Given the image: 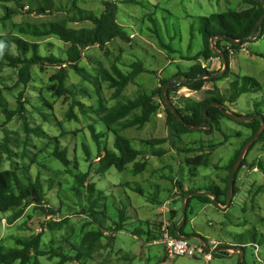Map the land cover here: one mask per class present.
<instances>
[{
    "label": "rangeland",
    "instance_id": "1",
    "mask_svg": "<svg viewBox=\"0 0 264 264\" xmlns=\"http://www.w3.org/2000/svg\"><path fill=\"white\" fill-rule=\"evenodd\" d=\"M102 1L53 0L52 13L39 15L35 12L33 2L37 4L42 0H22L21 8L15 4L9 5L15 11L19 10V14L11 21L0 23V34H8L15 23L40 28L42 24L70 17L75 18L70 22V27L89 28L92 24L82 21L81 16L88 13L99 16L103 12ZM115 3L118 4V22L130 39L116 40L104 51L98 47L84 51L86 59L81 61L84 69L82 75L67 66L69 64L66 63L65 50L68 45L56 38L42 40L39 43V54L43 57H58L63 64L46 63L44 70L35 66L30 85L17 83L18 69L6 64L1 67V122L6 119L4 109L17 114L7 125L6 131L0 128V141L3 142L6 134L9 136V148L14 157L21 152L24 141L28 142L30 157L38 152V144L45 147L46 151L38 159L41 163L32 165L28 169V176L33 181L40 176L46 192L42 206L47 210H54V214L44 211L40 204H32L25 209L22 217L10 224L11 214L0 213V250L20 248L16 243L18 239L28 240L32 236L43 234V249L54 248V252L64 250L62 252L75 259L72 254L79 252L84 235L91 231H101L103 237L100 242L105 246L98 254H94L93 259L85 258L81 262L76 259L66 264H240V255L232 251L213 253L211 261H207L202 254H197L196 257L169 258L165 246L154 243L149 235L152 230H160L159 223H162L163 218L159 208L165 202H168L171 211H177L175 218H172L171 213L168 214L171 223H180L182 220L183 199L180 198L179 187V192L173 194V180L179 179L185 190L211 192L207 189H214L218 178H225L229 174L228 166L251 134L246 124L221 116L213 121V131L210 133L200 129L179 134L176 132L179 127L175 123L168 124L167 113L161 106L156 117L152 116L144 127L119 130L122 136L131 141L133 148L141 151L139 162L147 163L144 171L136 174L134 164H130L123 171L111 168L105 174H98L96 164L99 152H104L105 148L113 150L116 136L103 123L97 122L96 130L104 136L100 143L95 141L89 126L96 122V113L90 111L86 116L83 110L75 108L78 119L67 121L66 100L54 97L46 87L50 84V78L62 67L68 73L69 88L76 92L75 96L85 106L98 108L102 95L106 100L105 105L113 107L118 101L126 103L140 93H153L163 80L174 77L179 71L189 72L198 62L206 67L205 73L215 74L218 68L221 71L224 68L223 64L219 65V58L209 61L194 60L204 49V37L200 32L201 18L228 10H245L249 5L243 0H115ZM4 7L5 5L0 4V17L4 16ZM221 46L229 47L226 42ZM12 50L14 56L21 54L15 50V46ZM228 50H232L228 71L225 76L223 74V77L215 80L223 93V107L240 116H264V34L261 38L258 39L257 36L240 46L238 50ZM135 61L142 63L149 71L137 76L126 87L120 99H112V91L101 79L100 69H110L112 63H117L122 71L128 72L130 64ZM244 77L252 79V83L247 86L245 83L248 92L235 102L227 100L230 83L237 79L243 81ZM215 84L208 82L207 90L214 89ZM82 90H86L88 95H80ZM207 90L192 92L186 86H179L177 92L171 95L172 102L179 108H188L203 100L207 96ZM21 92L23 95L20 97ZM153 101L160 104L158 96ZM24 116L28 117L31 128L40 126L44 135L40 138L34 133L26 135L23 128ZM62 131L68 134L58 144L61 148H68L69 158L72 160L70 171H90L88 183H95L102 193H98L96 189L92 194L86 185L83 186L85 189L77 188L74 186V176L67 173L56 176L54 188L49 189V180L55 178V172L51 170H64L61 163L50 156L53 152L50 144L55 146L50 138L59 136ZM152 139L168 141L158 146L145 144ZM85 149L89 150L90 159ZM248 151L245 165L240 168L235 180L237 193L230 207L222 211L213 205L212 198L208 196L194 198L187 212L185 233L206 239L211 247L213 240L222 241L223 247L238 248V243H246L245 264H260L258 261L264 263V138ZM196 155L205 157L208 165L194 170L187 159ZM3 156L0 168L9 169L10 164ZM190 170L195 177L190 174ZM137 190H141V193ZM223 200L222 197L220 202ZM91 208H96L93 216ZM121 215L129 217L128 224L124 230L114 231L113 228L120 223ZM144 220L151 221L153 227ZM50 221L61 225L52 229ZM154 235L161 239L160 231ZM189 243L197 247L200 245L196 238L190 239ZM53 253L51 257H40V264H59L60 257H53L56 256ZM27 264H33V261L30 260Z\"/></svg>",
    "mask_w": 264,
    "mask_h": 264
},
{
    "label": "trees",
    "instance_id": "2",
    "mask_svg": "<svg viewBox=\"0 0 264 264\" xmlns=\"http://www.w3.org/2000/svg\"><path fill=\"white\" fill-rule=\"evenodd\" d=\"M52 1L53 0H42L41 3L37 4L33 2V4L35 5V12H37L39 15H44L46 12L52 13ZM243 1L249 5V7L245 10H228L227 12L216 13L212 14L211 16L201 18L200 32L204 37V49L194 57V60L208 61L212 58H217V56H215L214 54V50L212 48L211 43V39L213 36L232 37L236 41L245 39L243 45L250 41H246V39L256 29L258 21L264 14V6L258 0ZM21 3L22 0H0V4L5 5L4 16L0 17V23L4 24L7 21H11L13 20L14 16L19 14V12H17L19 10L15 11L13 8H11V6H9L10 4H15V6H19V8H21L23 7ZM30 3H32V1ZM102 5L103 12L99 16L93 13H88L87 15L81 16L82 21H88L92 24V26L89 28L70 27V22L75 19H73V17L65 18L60 21H52L50 23H45L42 24L40 28L36 26L15 23L12 26L11 30H9L8 34H0V71L2 65L5 64L10 68L18 69L17 83L22 84L24 86L30 85L33 79L32 69L35 66H40V69L44 70V65L46 63L50 65L63 64L62 60L58 57H43L39 54V43L42 40L48 38H56L64 44L68 45L67 49L65 50V53L66 63H68L69 65H65L69 66L71 70H73L77 74L82 75L84 69L81 66V61L86 59H84V51H86L88 48L94 47H98L104 51L109 44H111L112 42L114 43L116 40L128 41L130 39V37L125 32V29L118 22V4L115 3V0H103ZM33 9L34 8H32L31 12L33 11ZM20 11L22 12L23 10ZM28 11H30V8ZM263 34L264 22L258 32V39L261 38ZM223 42H226L228 44V48L235 50H238L240 46L234 45L227 39H218L216 41V49L225 54L229 66V56L232 50H228V48H223L221 46ZM13 46H15L16 51H20L21 54L19 56L13 55ZM29 53H31L30 56H28ZM60 68L61 69L50 78V84L47 85L46 90L50 93L52 92V94H54V97L66 100L68 105V110L66 112V120L71 121L73 119H78L77 115L75 114V108L83 110L86 116L89 114L90 111H94V113H96V116L94 115V120L96 122L89 126L94 140L100 143L104 136L102 133L97 132L95 125V123L97 122L103 123L107 127V129L109 131H113L114 135L116 136L113 150L105 148L104 152H99L97 161L98 164H96L98 174H105L111 168L123 171L130 164H134V173L138 174L144 171L147 163L145 161L139 162L141 151L133 148V146L131 145V141L122 136L119 130L121 128L126 129L132 127L142 128L150 121V118L152 116L156 117V114L159 110V106L157 102L153 101V99L155 96H158L161 99L162 89L166 83L172 82L176 77H182L187 79V82L185 84L178 85L179 83H176L175 87L168 91L169 96L171 98L172 93L177 92L179 86H186L192 90H201V88L205 84H207L208 82L215 84V80L219 78L218 77L215 79L200 80L199 77L203 73L207 72V70L203 68L202 65L198 62L189 72L179 71L174 75V77L163 80L161 86L151 94L143 92L142 94L140 93V95H138L133 100H129L126 103H120V101H118L113 107H108L105 105L106 100L101 95L100 91L99 94L101 95V97L98 108H88L83 102L77 99V97L75 96L76 92L73 89L69 88L68 73L65 71L64 68ZM148 71L149 70L144 68L142 63L135 61L130 64V71L128 72L122 71V69L119 68L117 63H112L110 69L102 68L100 69L99 73L101 75V79L105 83H107V86L112 91V99H120L126 87L133 83L137 76H139L141 73ZM220 71L221 69L218 70V72ZM227 71L228 69L225 71L224 76ZM243 79L244 82L237 79L230 83L227 100L235 102L243 94L248 92L247 87H245V83L247 86V84L252 83V79L249 77H244ZM206 94L207 96L203 100L194 103V105L188 108H179L178 106H176L178 112L181 114V116L187 123L192 125H201L205 119L203 111L207 105L211 104L214 101L221 104L224 103L223 93L220 91L216 84L214 86V89L208 90ZM22 95L23 92L20 93V97ZM80 95L84 96L88 95V93L86 90H82ZM45 105L49 106L48 103H46ZM4 108L5 107H3V109ZM17 111L21 113L19 109ZM4 112L6 114V119L3 122H1L0 119V128L6 131L7 125L16 116L17 112L8 111L6 109H4ZM166 113L168 118V124L175 123L179 127L176 130L177 133L182 134L185 131H191L190 129L186 128L183 124H180L179 121L173 116V114L168 109H166ZM208 115L212 118V121L210 122L211 128L207 130V133L213 131V121H217L221 116L227 117L218 108L215 107H211L208 109ZM241 124H246L247 128L251 130L250 136L242 143L241 147L236 152L234 159L228 166L229 174L225 178L219 179V185H214V189H207V191H211L217 195V199L219 202L221 201L222 197L224 198L223 202H220L222 205H226L227 203L228 182L232 170L235 166V163L241 153V150L244 145L248 142V140L252 138L261 127V122L259 120H254L253 122H241ZM114 126H119V128H113ZM23 128L26 135L34 133L38 138H40L41 135H44V131L41 129L40 126L36 127L35 129L31 128L27 116L23 117ZM66 134H68V132L62 131L59 136L50 138V141L54 142L55 144V146L52 143L50 144L53 150L50 156L54 158L57 162H60L64 170H51L55 172V178L49 180V189L51 190L52 188H54V180L56 179V176H62L63 173H67L68 175L72 174L74 176V186L79 189H85L83 186L86 185L87 190H89V192H92L93 194L97 187L95 183H88L90 171L77 173L70 171L72 169V160L69 158L68 148H61V146L59 147L58 141H60L61 138L65 137ZM263 138L264 133L252 143L248 150H250L258 141ZM167 141L168 140L166 139H152L146 141L145 144H152L154 146H158L166 144ZM9 144L10 138L6 134L3 138V142L0 141V163L3 162V155H5L7 162H9L10 164V168H0V213H10L11 217L9 220L10 224H12L23 216L25 209L29 205L40 204V206H42V204H44L45 202L44 199H46V192L40 176H37L33 181L28 176V169L34 164L41 163L38 159L40 157V154L46 151V149L43 145L38 144V152L35 153L33 157H30L28 155V142L24 141V145L22 147L21 152L15 154L14 157L12 155L11 148H9ZM85 151L88 155V158L90 159L89 150L85 149ZM159 152L160 154H162L161 150ZM248 152L249 151H247L241 167L245 165ZM187 163L192 166L194 170H197V168L199 167H206L208 165V160L202 155H196L194 157L188 158ZM75 169L76 171H78V167H76ZM191 175L193 177L196 176L195 174ZM62 187L63 185L60 188ZM178 187L180 189L182 199L188 193L197 191L195 189L184 190V187L180 182H178ZM137 191L141 193L140 190ZM97 192L102 193V191L98 189ZM236 193L237 189L234 181L233 195L235 196ZM194 198L198 197H191L188 200L186 212H188L191 201ZM208 204H211V202H208ZM45 209L46 208H44V211H48L47 213L54 214V210ZM95 209L96 208H91V212L93 213L91 214L92 216L94 215L93 211ZM176 215L177 211H171L172 218H175ZM128 221L129 217L127 218L125 215H121L120 223L117 224L115 228H113L114 231L124 230L125 226L128 224ZM49 223L52 229L61 225L57 222L52 221H50ZM186 224L187 220L179 231L180 236H187L185 233ZM178 225V222L173 223L172 232L174 235H177ZM153 233L155 234V232ZM102 237L103 232L101 231L87 232L79 245V252L76 255L72 254L74 255L75 259L70 255L66 254L65 252H62L64 250L54 252V248H50L49 250L43 249V234L32 236L28 240L18 239L16 243L18 246H20V248L0 250V264H27L30 260L33 261V264H40V257H51L53 252V254L56 255L53 257H60L59 264H66L67 262L76 259H78L79 262L83 261V259L85 258L93 259L95 255L99 253L98 251L105 246L100 242ZM152 240H157L156 235L153 236ZM254 244L255 243H253L252 245L254 246ZM238 245L240 249L244 251V249L246 248L245 245L247 244L240 242L238 243ZM223 246L224 245H222L221 247ZM239 255L241 257V254ZM239 262L240 264H245V256L243 261H241L240 258ZM82 264L85 263L83 262Z\"/></svg>",
    "mask_w": 264,
    "mask_h": 264
},
{
    "label": "water",
    "instance_id": "3",
    "mask_svg": "<svg viewBox=\"0 0 264 264\" xmlns=\"http://www.w3.org/2000/svg\"><path fill=\"white\" fill-rule=\"evenodd\" d=\"M259 2H261L264 6V0H258ZM264 22V14L261 17V19L258 21L256 29L254 30V32L246 39V40H254L257 38L258 36V32L260 30V27L262 26ZM223 40V39H227L230 42H232L234 45L236 46H241L244 42L245 39H241L236 41L234 38L232 37H224V36H213L211 39V43H212V48L214 50V54L215 56H218L221 58L222 60V64H223V70L215 73V74H208V73H203L199 79L203 80V79H215L218 77H221L225 71L228 68V62L226 59V56L223 52L218 51L216 49V40ZM186 79H182L181 77H176L172 82L170 83H166L162 89V100L166 106V108L173 114V116L179 121L180 124H183L186 128L190 129V130H200V129H204V130H209L211 125L209 124L212 121V118L208 115V109L211 107H215L218 108L225 116L231 118L232 120H235L237 122H253L254 120H259L261 122V127L259 128L258 132L248 140V142L244 145V147L241 150V153L238 157V160L235 163V166L232 170L229 182H228V188H227V204L225 205V207H222L218 201V197L215 193L213 192H192L187 194L184 199H183V208H182V220L178 225L177 228V235H179V231L181 229V227L184 225V223L186 222V218H187V203L188 200L191 197H203V196H209L213 199V204L216 208L222 210V211H226L232 201H233V188H234V181H235V177L242 165V162L245 158V155L248 151V149L250 148V146L252 145V143L254 141H256L264 132V116L262 114H256V115H252V116H240L234 113H230L228 112L221 103L218 102H212L211 104L207 105L204 108V122L201 125H192L187 123L183 117L181 116V114L178 112V109L176 108V106L173 104V102L171 101L168 91L170 89H173L175 83H179V84H184L186 83ZM183 239L186 240H190L192 238H196L199 240L200 244L202 246H204L208 251H212L213 253H218V252H224V251H229V252H238L239 254H241V261L244 259V251L236 248V247H223V248H218L215 250H212L210 245L207 243V241L199 236L193 235V236H182Z\"/></svg>",
    "mask_w": 264,
    "mask_h": 264
},
{
    "label": "built area",
    "instance_id": "4",
    "mask_svg": "<svg viewBox=\"0 0 264 264\" xmlns=\"http://www.w3.org/2000/svg\"><path fill=\"white\" fill-rule=\"evenodd\" d=\"M205 68V66H203ZM210 71V70H208ZM208 87L204 85L201 91L207 90ZM190 91L197 92L189 88ZM161 102V101H160ZM169 212L168 202L162 206L160 213L162 215V226H161V239L160 243L165 246L166 253L169 258H175L179 256H189V257H196L197 254L204 255V258L207 261L212 260V252L206 251L203 246H194L190 244L187 240L182 239L180 237L174 236L171 231V223L167 219L166 215ZM218 246L217 242H213V248ZM260 260V259H259ZM261 262V261H260ZM264 264V263H261Z\"/></svg>",
    "mask_w": 264,
    "mask_h": 264
},
{
    "label": "clouds",
    "instance_id": "5",
    "mask_svg": "<svg viewBox=\"0 0 264 264\" xmlns=\"http://www.w3.org/2000/svg\"><path fill=\"white\" fill-rule=\"evenodd\" d=\"M120 24V23H119ZM121 25V24H120ZM122 26V25H121ZM123 27V26H122ZM124 28V27H123ZM217 41V40H216ZM246 41H249V40H246ZM243 45V44H242ZM241 45V46H242ZM232 54V52H230V55ZM217 58H219L220 59V61H219V65L221 64V62H222V60H221V58L220 57H218L217 56ZM213 59V58H212ZM211 60V59H210ZM209 61V60H208ZM64 66H66L65 64H64ZM205 69H206V67H205ZM182 78V77H181ZM182 79H186V78H182ZM186 81H187V79H186ZM176 84V83H175ZM185 84V83H184ZM179 85V84H178ZM183 85V84H182ZM206 85V84H205ZM202 89V88H201ZM195 91H197V92H203V91H201V90H195ZM208 91V90H207ZM161 101V102H160ZM160 101H159V103L160 104H158V106H159V110H160V107L162 106V107H164V111H166V106H165V104H164V102H163V100H162V97H161V99H160ZM172 101V100H171ZM177 108V107H176ZM159 110H158V112H159ZM210 124V123H209ZM246 156V155H245ZM243 163V162H242ZM178 182H179V179L178 180H173V183H174V185H175V187H174V190H173V194L174 195H176L177 194V192H179L178 191ZM184 190H185V188H184ZM141 191V190H140ZM189 194V193H188ZM209 197V196H208ZM234 195H233V199H234ZM181 198V197H180ZM211 198V197H210ZM184 199V198H183ZM212 202H213V199H212ZM167 202H165L164 204H166ZM220 203V202H219ZM164 204L162 205V206H164ZM227 204V203H226ZM214 205V204H213ZM220 205H222L221 203H220ZM162 206L159 208V212H160V210H161V208H162ZM187 206H188V203H187ZM222 207H225V205H223ZM168 208H169V206H168ZM169 213H171V210L169 209V212L167 213V215H166V217H167V219L169 220V218H168V214ZM187 213V212H186ZM161 214V213H160ZM50 216H53V215H50ZM186 220H187V218H186ZM170 221V220H169ZM181 222V221H180ZM170 223H171V221H170ZM160 224V232H161V226H162V223H159ZM172 229H173V224L171 223V231H172ZM173 233V232H172ZM174 235V234H173ZM174 236H177V237H180V238H182V236H180V235H174ZM188 236V235H187ZM190 236V235H189ZM183 239V238H182ZM186 240V239H185ZM206 240V239H205ZM158 241V243H160V239H158L157 240ZM188 241V240H187ZM189 242V241H188ZM213 242H216V241H212V244H213ZM218 243V246L216 247V248H213V247H211V245H210V247H211V249L212 250H215V249H218V248H223V247H221L222 245H224V243H222V242H217ZM199 246H202L201 244L199 245ZM204 247V246H203ZM228 247H230V246H228ZM205 248V247H204ZM239 249H240V247H238ZM206 249V248H205ZM242 250V249H241ZM206 251H208L207 249H206ZM208 252H212V251H208ZM212 255H213V252H212ZM244 256H245V254H244ZM212 259H213V257H212ZM243 261V260H242ZM260 264L262 263V262H260V261H258Z\"/></svg>",
    "mask_w": 264,
    "mask_h": 264
},
{
    "label": "crops",
    "instance_id": "6",
    "mask_svg": "<svg viewBox=\"0 0 264 264\" xmlns=\"http://www.w3.org/2000/svg\"><path fill=\"white\" fill-rule=\"evenodd\" d=\"M217 68H218V67H217ZM218 70H219V68H218ZM222 178H223V177L218 178V182H219V179H222ZM221 206H223V205H221ZM157 212H158V211H157ZM144 221L147 222L148 225H150L151 227H153V224L150 223L151 221H149V220H144ZM159 231H160V230H157V231H154V232H155V233H156V232L159 233ZM150 232H151V234L149 235V238L152 239L153 236H154V235H153V234H154V233H153V230L150 231ZM195 232H196V231H195ZM157 240H158V239H157ZM157 240H155V241L153 240L154 243H158ZM213 241H216V240H213ZM216 242H222V241H216ZM222 243H223V242H222ZM226 245H227V244H226Z\"/></svg>",
    "mask_w": 264,
    "mask_h": 264
}]
</instances>
